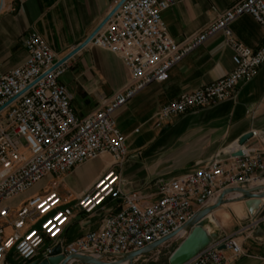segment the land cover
<instances>
[{
  "label": "built area",
  "instance_id": "2783aa9c",
  "mask_svg": "<svg viewBox=\"0 0 264 264\" xmlns=\"http://www.w3.org/2000/svg\"><path fill=\"white\" fill-rule=\"evenodd\" d=\"M183 1V0H178ZM177 0H126L93 37L90 45L120 57L130 73V83L84 117L72 107V97L61 81L66 62L53 68L56 55L42 36L31 31L23 38L28 57L19 67L0 70V264L15 251L24 263L34 260L44 248L47 258L60 245L61 254L85 255L104 261L122 260L181 230L200 209L207 207L228 187L264 184V150L239 143L227 155L188 173L163 182L159 195L149 201L138 190L126 191L114 171H108L84 193L76 206L86 214L116 201L120 209L108 213L101 226L67 244L60 238L73 217L55 188L35 194L14 210L11 201L39 181L56 179L75 167L109 153L116 164L127 154V137L120 131L115 113L151 83H162L169 70L211 36L222 33L233 51L234 68L224 77L194 91L182 93L163 104L155 115L159 126L191 110L232 97L241 82L255 76L264 64V41L253 50L240 42L232 23L249 14L264 32V0H239L219 13L200 34L176 42L168 33L162 13ZM2 108L4 105H6ZM252 131V136H257ZM238 150L242 156H233ZM13 232L7 235L6 226ZM225 250L231 251L227 257ZM245 255L234 235L212 242L184 264H230Z\"/></svg>",
  "mask_w": 264,
  "mask_h": 264
},
{
  "label": "crops",
  "instance_id": "0c3cea01",
  "mask_svg": "<svg viewBox=\"0 0 264 264\" xmlns=\"http://www.w3.org/2000/svg\"><path fill=\"white\" fill-rule=\"evenodd\" d=\"M120 1L0 0V70L7 72L26 61L28 53L23 38L31 31L39 33L53 49L56 61L62 59L94 31ZM238 1L177 0L162 13V19L169 35L176 42H182L200 34L219 13ZM231 29L247 47L257 50L262 46L264 32L253 16H240ZM66 65L61 81L72 97L75 113L81 118L98 106L100 98L112 96L130 83V73L120 57L90 44L72 56ZM233 68V51L226 44L224 35L217 33L177 62L164 82L149 84L115 113L117 126L127 140L146 128L143 138L132 150L131 144H127L128 154L120 164H116L109 153H103L55 178L58 179L55 186L60 181L74 184L73 193L67 196L56 190L73 209V217L60 238L62 244L98 229L108 213L120 209L116 201L108 202L91 214L76 206L78 199L108 171L120 176L124 190H138L152 201L158 197L161 183L182 176L218 155H227L242 136L252 131H257L258 135L252 136L245 148L264 150V64L254 77L239 84L232 97L173 117L159 126L156 124L155 115L163 104L224 77ZM141 149L145 155L143 162L137 159ZM89 164L93 167L85 175L84 182L76 183ZM43 181L14 198L10 202L14 210L31 196L41 193ZM257 186L264 184L250 188ZM240 195L227 194L224 203L209 214L210 223L206 229L215 233L217 239L234 235L241 244L245 255L231 259L230 264H264V198L251 215ZM195 210L199 211V208L195 206ZM5 232L10 235L12 227L6 226ZM175 233L162 248L173 246V250L176 249L188 231L182 228ZM51 244L46 240L45 247ZM45 247L34 260L42 257ZM159 251L142 255L133 264L153 262ZM224 252L231 257L230 250ZM6 264L24 263L15 251H11ZM69 264L84 263L73 261Z\"/></svg>",
  "mask_w": 264,
  "mask_h": 264
},
{
  "label": "water",
  "instance_id": "95a60500",
  "mask_svg": "<svg viewBox=\"0 0 264 264\" xmlns=\"http://www.w3.org/2000/svg\"><path fill=\"white\" fill-rule=\"evenodd\" d=\"M126 0H121L112 11L105 17V19L96 27V29L77 47L72 49L67 55L62 59L58 60L53 68L67 62L72 56H74L81 49L89 45L93 37L104 27L107 21L113 16V14L120 8V6ZM4 105L2 108H4ZM252 137V133H248L242 136L239 140V144H245ZM243 151L238 150L233 153V156H242ZM229 193H240L241 199L245 200V204L251 215H254L255 210L260 205L262 199L264 198V186H257L255 188H244V187H228L224 189L218 196L216 202L210 206L200 209L194 216L184 225V229L188 231L187 236L182 240V242L177 246V248L171 253L168 258L169 264H184L200 251L205 249L210 245L212 240L217 239V235L206 229V226L210 223L209 214L224 203V198ZM176 233L157 241L144 249L128 253L124 256L122 260L109 262L104 261L95 257L85 256V255H70L65 256L61 254V246L57 245L52 249L51 254L47 258L36 259L32 262L26 264H69L73 261H79L84 264H133V262L140 256L146 255L152 251H155L165 242L175 236Z\"/></svg>",
  "mask_w": 264,
  "mask_h": 264
},
{
  "label": "rangeland",
  "instance_id": "374dc122",
  "mask_svg": "<svg viewBox=\"0 0 264 264\" xmlns=\"http://www.w3.org/2000/svg\"><path fill=\"white\" fill-rule=\"evenodd\" d=\"M146 128L142 129V133L137 135V136H132L127 140V144H131L130 145V149L132 150L134 147L139 146V142L140 139L143 138V132L145 131ZM144 149H141L140 152L137 153V159L139 161H144ZM93 166L92 165H87L84 168V171L82 172V176L79 177L78 181L76 183H83L84 179L86 178V174L87 172L91 171V168ZM108 173V172H107ZM106 174V173H105ZM56 182H58V179H56ZM55 188L56 190H58L60 192L61 195L67 196L70 193H73V189H74V184L72 182H68V181H60V183L58 184V186L53 185L52 180L51 179H44L42 186L40 188L41 192H44L47 188ZM164 245V244H163ZM173 246H169L167 248H162L161 246L158 248L160 251L159 253H157V256L155 257V260L153 262H145L143 264H168V258L171 255V253L175 250H173ZM177 248V247H176Z\"/></svg>",
  "mask_w": 264,
  "mask_h": 264
},
{
  "label": "bare ground",
  "instance_id": "6f19581e",
  "mask_svg": "<svg viewBox=\"0 0 264 264\" xmlns=\"http://www.w3.org/2000/svg\"><path fill=\"white\" fill-rule=\"evenodd\" d=\"M255 185H260V183L259 182H256V183H252L251 184L252 187L255 186Z\"/></svg>",
  "mask_w": 264,
  "mask_h": 264
}]
</instances>
